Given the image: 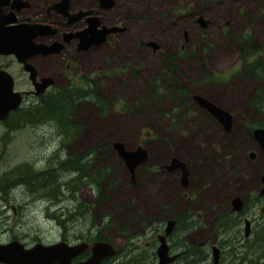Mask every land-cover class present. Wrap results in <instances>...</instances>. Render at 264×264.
Segmentation results:
<instances>
[{"label":"rangeland","instance_id":"374dc122","mask_svg":"<svg viewBox=\"0 0 264 264\" xmlns=\"http://www.w3.org/2000/svg\"><path fill=\"white\" fill-rule=\"evenodd\" d=\"M115 1V13H130L123 20L126 29L110 40L115 50L111 53L109 46L91 50L83 61L74 64L75 74L67 72L69 77L74 74L76 82L84 81V77L97 79L103 99L108 101L102 112L89 99H79L77 119L82 130L70 142L69 151L82 152L97 143L106 144L92 167H108L110 181L102 183L99 197L89 184L76 191V197L89 204L90 215L88 211L79 213L83 205L72 210L74 199L63 198L60 207L73 211L64 227L58 219L48 218L50 211L57 213L59 208L49 205L48 198L35 197L21 184H4L6 190L0 192V241L16 238L28 245L36 240L50 243L61 239L74 243L82 240L78 233L94 225L101 226L100 233L109 234L113 245L127 253L121 260H129V255L136 259L138 251L147 250L145 241L154 239L165 219L177 213L186 214L191 222L192 218L199 219L202 224L201 228H184L189 242L213 241L215 208L236 191L244 193L256 179L255 160L250 162L246 151L257 152L258 164L264 165L262 154L247 134L250 126L264 121V79L254 80L236 72L242 50L233 37L250 36L255 44L264 46L262 1ZM98 16L104 21L108 18L107 13ZM61 61H57L58 66ZM107 66L116 68V73L103 75ZM69 77L59 76L57 83ZM256 92L263 96L259 108L248 103ZM194 93L231 113L229 132L225 133L215 118L194 102ZM29 98L21 106L29 104ZM11 120L16 125L10 130L0 122V181L8 175L7 170L24 163L33 169L56 167V160L68 152L50 124ZM116 140L125 147L141 144L145 148L146 159L134 168L133 180L111 146ZM57 149H63L58 158L50 155ZM172 155L187 167L186 187L179 182L178 169L169 172L162 166ZM177 225L174 229L180 232ZM195 225L193 222L191 226ZM176 235L184 244L181 235ZM237 238H241L240 232ZM260 254L264 260V251ZM224 258L232 261L227 254ZM208 259L209 251L204 261ZM173 264H180V260Z\"/></svg>","mask_w":264,"mask_h":264},{"label":"flooded vegetation","instance_id":"af4514ba","mask_svg":"<svg viewBox=\"0 0 264 264\" xmlns=\"http://www.w3.org/2000/svg\"><path fill=\"white\" fill-rule=\"evenodd\" d=\"M139 1L142 2V0ZM116 5L117 2L115 0H112L109 6L101 5L98 0H0V36L5 41L2 42L0 40V72H6L12 81V89L21 93L22 98L16 109L21 106V103H25L28 97H30L29 104L24 106L35 103L38 97L50 90L58 89L73 82L72 77L76 73V66L74 67V64L78 65L83 57L91 50L103 46L111 47V53L115 50L112 46L114 42L110 43V40L115 35L123 33L126 29L123 20L124 18L130 17V13H115L114 8ZM101 13H107L108 18L105 21L98 16ZM93 22H96L95 28L103 29L101 39L96 41V39L87 37V39L81 41L79 38L80 31ZM9 28L16 29V33L12 32L6 38L2 33L6 32L5 30ZM156 47L157 44L155 43L153 48ZM59 59L62 61L58 66L57 61ZM54 62L56 67L53 64ZM70 71L72 73L75 72L72 74V77H69L67 74ZM116 71V68L107 66L103 69L102 74L106 76L108 73H116ZM45 76L49 77L51 82L40 89L41 79ZM59 76H68L69 78H65L63 83H57ZM36 91L37 93H35ZM215 120L222 128L220 122L216 118ZM0 122L6 130H10L7 126L8 124H14L7 117ZM15 122L17 121L15 120ZM256 126L262 125L255 124L250 126L247 134L252 138L258 151L262 154V159H264V151L254 139L251 132L252 128ZM223 131L227 133L230 129ZM249 152L253 153L252 157L249 155ZM65 154H67L66 151H64ZM246 155L250 162L255 160L254 168L256 171V179L247 185L248 187L244 193L236 191L223 202L222 206L215 208V221L211 229L214 236L213 241L202 239L199 242H189L186 239L187 230L184 228H201L202 224L201 222L199 224V219L192 218V221L196 222V225L191 226L193 222L187 220L188 217L185 214L184 218L186 221L183 220L182 224L180 222V232H176L178 229L175 230L174 228L178 226H175L178 222L175 217L169 215L165 219L160 231L155 233L154 239L145 241L144 245L147 250L143 252L146 253L138 251L135 254L136 259L105 261L99 262L98 264L157 263L156 247L160 242L159 236L163 235V228L167 220H173V224L171 230L163 236L167 246L166 255H171L172 259L163 264H173L178 259L180 260V264H214L211 261V244H214L218 249L216 264H237V262L239 264L241 261L244 264H264L263 256L260 254L264 251V191H262L264 182L261 181V173L264 172V165L262 166L261 163L258 164L256 159L257 152L255 153L254 150L248 149ZM7 171L8 175L0 181L2 183L0 185V192L6 190L4 184L11 182L16 185L21 184L27 188L25 163L21 164L20 168H12V170ZM234 196H237L241 201L239 209H232L231 200ZM239 232L241 234L240 239L237 238ZM176 234L181 235L183 241L187 245H192L191 248L194 250L188 251L190 247L186 246V244L179 243L176 239ZM34 242L28 245L21 243L27 247ZM203 250H207L205 255H202ZM85 251L80 253L76 258L85 257L88 254L84 255ZM208 251L210 259L204 261L205 258H208ZM225 254L232 261L224 260ZM242 255H245L243 260L241 259ZM258 256L259 259L261 256V262L258 260ZM234 258H238L239 260L232 263ZM0 264L4 263L0 262Z\"/></svg>","mask_w":264,"mask_h":264},{"label":"trees","instance_id":"16d2710c","mask_svg":"<svg viewBox=\"0 0 264 264\" xmlns=\"http://www.w3.org/2000/svg\"><path fill=\"white\" fill-rule=\"evenodd\" d=\"M237 40L239 47L242 50L241 55V66L237 69L236 72H239L242 75L248 74L250 78L254 80L264 79V48L263 45L255 44L254 40L247 36L241 38L238 36H233ZM249 38V44L246 43V39ZM254 54L251 58H248L249 55ZM84 77V76H82ZM79 79L80 82H70L69 84L59 87L58 89L50 90L40 97L38 100L30 104L29 106L18 107L17 109L10 111L7 116L8 119H15L17 122H24L34 124L47 123L50 124L52 129L60 136L61 147L65 148L67 146V154L63 156L62 159H57V166L49 165L43 168L33 169L30 165H26V181L27 189L35 197H45L49 199V205H53L58 208V212L55 213V210L50 211L48 218L58 219V223L64 227V223L67 219L70 218L71 210L65 206H61V200L67 196L74 199L73 207L78 209L80 205L84 207L80 209V212L89 211V204L82 202L75 195L78 188L82 185L89 184L93 189H95L96 197H99L101 185L105 181L109 182V170L106 166H97L92 167V162L98 159L99 150H103L106 146L97 143L94 147L85 149L82 152L78 151H69L70 142L79 134L82 130V125L77 119L78 114V104L80 98H87L94 103L95 107L102 109V112L106 111L108 107L107 99H103L101 94L98 80L89 78ZM262 95L257 94V92L251 96L248 103L255 107L259 108L261 102L259 101ZM263 97V96H262ZM257 125H264V121L257 122ZM10 129L14 128V124L7 125ZM67 140L66 142H63ZM109 147V144H107ZM63 150V149H62ZM62 150H54L50 153L55 154L58 158ZM91 165V166H90ZM92 169L88 171L90 168ZM65 173H68L67 176L63 177ZM59 176V177H57ZM60 177L63 179L60 180ZM59 178V179H58ZM1 179V178H0ZM184 213H177L175 218L179 223L182 224V221L185 220ZM58 218H57V217ZM177 223L175 224V226ZM101 226H86L85 231L88 233H78L77 237L82 238V240L92 241L95 239H104L110 241L109 234L102 235L100 233ZM76 237V234H73ZM65 238V236H63ZM184 244H186L184 242ZM190 247L188 251H193L191 248L192 245H187ZM198 250V249H197ZM196 250V251H197ZM88 251L84 252L86 255ZM206 251L203 250L202 254L205 255ZM83 255V256H84ZM198 255V254H197ZM118 256L120 259H118ZM127 256L126 252H121L120 247L115 249V252L107 257L102 259L100 262L111 261L116 257V261L120 260ZM129 259H133L132 255H129ZM190 259V258H188Z\"/></svg>","mask_w":264,"mask_h":264},{"label":"water","instance_id":"95a60500","mask_svg":"<svg viewBox=\"0 0 264 264\" xmlns=\"http://www.w3.org/2000/svg\"><path fill=\"white\" fill-rule=\"evenodd\" d=\"M101 5L109 6L112 0H98ZM264 4V0H261ZM97 21V20H96ZM199 23L203 26L204 21L198 17ZM96 22L91 23L79 34L81 41L87 39H96L99 41L103 34V29L95 28ZM2 35L9 37L12 32L16 33V29L9 28ZM0 40L5 42L0 36ZM87 42V41H86ZM154 47L153 41H148ZM51 79L47 76L41 79V88L48 85ZM37 93V91L35 92ZM195 103L205 109L210 115L215 117L221 124L222 129L228 131L231 126V113L207 97L194 93L191 95ZM21 93L12 89V81L6 72H0V121L5 119L8 113L19 105L21 101ZM252 135L259 143L264 151V126L253 127ZM112 148L116 154L121 157L122 162L133 180L134 168L137 164H141L146 159L145 148L141 144H137L131 148L125 147L123 142L116 140L111 142ZM252 157L253 153L249 152ZM167 170H179V182L181 186L188 183V170L184 161L175 155L169 157L168 161L162 164ZM261 181L264 182V172L261 173ZM264 191V186L262 187ZM232 209H239L241 201L237 196L232 197ZM173 220H167L163 228V235L167 234L172 227ZM246 230V228H245ZM159 236V244L156 247L157 263L163 264L172 259V256L166 255L167 246L164 242V236ZM116 247L111 241L104 239H95L92 241L80 240L74 243H68L65 240H57L50 243L36 241L30 246H24L19 240L11 239L0 242V262L4 264H98L102 259L111 256L115 252ZM88 250V254L83 258H76L83 251ZM211 261L216 264L218 259V249L214 244L210 246Z\"/></svg>","mask_w":264,"mask_h":264}]
</instances>
